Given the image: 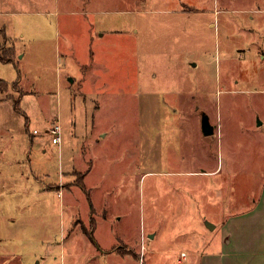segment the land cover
I'll return each mask as SVG.
<instances>
[{
  "label": "rangeland",
  "instance_id": "rangeland-1",
  "mask_svg": "<svg viewBox=\"0 0 264 264\" xmlns=\"http://www.w3.org/2000/svg\"><path fill=\"white\" fill-rule=\"evenodd\" d=\"M0 28V264L260 263L264 0H0ZM218 158L207 205L183 171Z\"/></svg>",
  "mask_w": 264,
  "mask_h": 264
},
{
  "label": "crops",
  "instance_id": "crops-1",
  "mask_svg": "<svg viewBox=\"0 0 264 264\" xmlns=\"http://www.w3.org/2000/svg\"><path fill=\"white\" fill-rule=\"evenodd\" d=\"M1 29V28H0ZM92 29V28H91ZM3 30V29H2ZM4 32V31H3ZM4 35H5V32H4ZM104 35V32L103 31H101L100 33L99 32H97V33H93V31L91 32L90 31V40H91V42H93L95 39H96V37L97 38H99V37H102ZM89 67H90V71H89V73H90V75H89V79H90V82L92 83L89 87H93V83H96L97 81H98V79L97 78H95V77H97V74L96 75H94L93 74V63H90L89 64ZM91 75H92V77L93 78H91ZM70 78V80H72L71 82H74V79L73 78H71V77H69ZM101 82V81H100ZM99 82V83H100ZM84 83H85V81H83V87H84ZM81 84V83H80ZM104 85H102L101 83L98 85V87L96 88V90H104ZM263 90H264V88H263ZM83 94H86V92L85 91H83L82 92ZM96 105V107H98L97 106V102L95 103ZM55 120V119H54ZM53 120V121H54ZM259 123L260 124H262L260 121H259ZM214 126V125H213ZM258 126V125H257ZM215 128V127H214ZM200 129H201V126H200ZM202 131V130H201ZM212 134H214V132L212 133ZM212 134H209V136L210 135H212ZM205 134H203V136H204ZM205 136H208V135H205ZM74 170V169H73ZM88 170L90 171V169L88 168ZM76 170H74V173H76L75 172ZM89 171H85L84 172V174L83 175H81V178H82V185H84V187L85 188H87L86 187V183H85V180L84 179H86V176H87V174L89 173ZM184 173H187V174H196V175H199L200 177H201V180H199L198 181V183H197V187H198V191L203 195L202 197L204 198H206V195H211L212 196V198L211 197H209L208 199H206L207 200V205H208V203H210V204H212V205H214L215 204V200H218L219 198H215V195L216 196H218L219 195V191H220V176H219V173H220V161H219V158H218V160H217V162H216V165L214 164V162H213V164H211L210 166H208V168L207 169H205V168H203L202 170H197V171H183ZM83 176V177H82ZM187 180V179H186ZM73 181V180H72ZM186 185H188V183H186ZM205 185H207V188H205ZM205 189H207V190H205ZM206 194V195H205ZM206 200L205 201H203V205L205 204V206H203L204 208H203V221H204V223H205V221H207V223H210L211 224V222H210V219H212L214 222H215V225L213 224V227L214 226H216V225H219V224H224L225 222L224 221H222L221 223H220V221H217L215 218H214V216H212V218L210 217L211 216V213H208V212H204V209L206 210ZM260 200H261V197H260ZM259 200V201H260ZM259 203V202H258ZM258 203H255V204H253V210L256 208V204H258ZM201 210V209H200ZM206 215H207V218H206ZM208 219V220H207ZM253 223V222H252ZM257 223V222H256ZM258 224V223H257ZM212 227V228H213ZM256 228L254 231H253V228ZM252 233H251V236H252V238H253V240L255 241V242H257V243H259V246H258V244H257V248L256 249H254V243L253 244H251V245H248L247 247H250V252H251V255L252 256H254V257H257V258H260V263H256L257 261L255 260V262L253 263V264H264V246H261V244H263L264 243V241L262 242V240L264 239V225L263 226H260V225H255V226H253L252 225ZM149 237H152V235L150 234L149 235ZM253 245V246H252ZM246 247V246H245ZM197 255V254H196ZM199 255V254H198ZM197 255V256H198ZM199 256H201L199 259H198V261L196 262H193V264H204V258H205V256H203V255H201V253H200V255ZM180 258H179V260L177 259V261L178 262H181V260L180 259H184L185 257H186V255H185V257H181V255L179 256ZM248 264H250V263H248Z\"/></svg>",
  "mask_w": 264,
  "mask_h": 264
},
{
  "label": "built area",
  "instance_id": "built-area-1",
  "mask_svg": "<svg viewBox=\"0 0 264 264\" xmlns=\"http://www.w3.org/2000/svg\"><path fill=\"white\" fill-rule=\"evenodd\" d=\"M61 125L58 120H54L51 125L47 128V131L50 134L52 144H59L61 142ZM33 132H36L34 129ZM182 257H185L186 253L181 252Z\"/></svg>",
  "mask_w": 264,
  "mask_h": 264
},
{
  "label": "water",
  "instance_id": "water-1",
  "mask_svg": "<svg viewBox=\"0 0 264 264\" xmlns=\"http://www.w3.org/2000/svg\"><path fill=\"white\" fill-rule=\"evenodd\" d=\"M201 130L203 132V134L205 135H209L212 134L214 132V126L210 123L209 121V117L208 115L204 114L202 116V120H201ZM211 228L213 227L212 224L207 223Z\"/></svg>",
  "mask_w": 264,
  "mask_h": 264
}]
</instances>
